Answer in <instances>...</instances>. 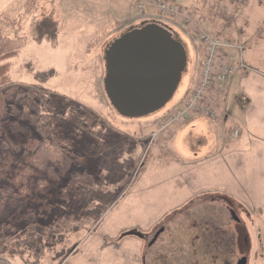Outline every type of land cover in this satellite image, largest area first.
I'll return each mask as SVG.
<instances>
[{
    "label": "rangeland",
    "instance_id": "obj_1",
    "mask_svg": "<svg viewBox=\"0 0 264 264\" xmlns=\"http://www.w3.org/2000/svg\"><path fill=\"white\" fill-rule=\"evenodd\" d=\"M162 3L172 6V15L160 11ZM260 15L264 17V0H0V19L15 20L8 25L0 20L4 37L23 39L18 51L0 63L10 66L11 84L19 86L8 100L0 126L16 148L34 138L38 148L46 142L53 150L62 149L66 158L65 173L47 181L46 194L25 210L31 218L1 221L0 244L8 248L2 257L19 258L16 263L24 264H82L85 255L87 264H93L107 253L95 248L99 241L91 249L97 235H115L126 224L137 223L143 228L155 224L139 255L144 259L140 264H153V253L164 248L170 223L177 218L181 231L175 234L178 245L172 242L177 250L175 264H235L242 257L247 264H264V240L258 239L264 237V225L219 193H199L181 205L190 191L183 175L171 171L177 153L169 140L173 128L166 130L164 145L158 136L153 138L160 128L157 121L183 102L201 76L205 49L194 23L200 20L213 35L237 41L246 27L262 23ZM45 18L56 22L55 40L37 38L35 27ZM146 21L177 34L187 47L188 64L175 95L162 109L126 118L105 92V52L115 38ZM190 73L195 76L187 77ZM45 117L60 121L61 134L69 139L65 148L55 138L56 125L51 128L55 133L42 141L38 123ZM188 138H181V146L189 155L202 142L212 141L199 130ZM17 164L21 166L22 160L17 159ZM74 175L88 177L92 184L72 187ZM177 205L181 206L176 209ZM161 227L166 230L150 246ZM185 243L188 251L181 248ZM124 261L128 264L126 255Z\"/></svg>",
    "mask_w": 264,
    "mask_h": 264
},
{
    "label": "crops",
    "instance_id": "obj_2",
    "mask_svg": "<svg viewBox=\"0 0 264 264\" xmlns=\"http://www.w3.org/2000/svg\"><path fill=\"white\" fill-rule=\"evenodd\" d=\"M261 17L263 16L260 15L259 21L263 20L262 23L255 24L254 27H246L242 37H235L244 45L245 65L239 68L230 82L229 89L216 99L218 120L212 121L206 117L189 115L185 121L170 127L173 131L170 133L169 140L177 152L171 171L173 172L174 169L175 175H183L190 191V195L183 200L181 205L199 193H219L243 209H247L251 216L254 215L255 222L259 221L264 225V17ZM190 75L195 76L190 73L187 77ZM198 79L196 78L193 86L197 84ZM161 119L156 123L158 126ZM198 130L208 140L212 138V141L206 144L202 142L201 145L195 147L194 151L197 152L186 154V150L181 146V138L186 135V139H189L188 135ZM167 131L158 136L161 145H164L169 136L165 133ZM235 131H238L236 136ZM225 218L223 216L224 221ZM177 221L176 218L170 223L172 229L164 240V248L153 253V260L150 259L153 264H175L177 250L173 246L178 245L177 241H179L175 238V234L181 231L176 227ZM153 226L143 228L136 223L128 227L126 224L118 229L115 235H97L91 243V249L93 244L99 241L95 248L107 253L103 257L101 254L94 259L93 264H118L119 256L121 264H127L124 261L125 255L128 258V264L131 258L134 264L135 261H137L136 264H140L144 259L143 257L139 259V255H142ZM185 229L188 231L187 225ZM125 231H139L138 233H142V236L130 233L120 238ZM191 238L190 248L193 247ZM258 239L264 240V237L261 235ZM173 241H175L174 245H172ZM182 245V250L189 248L186 243ZM122 250H126L127 254H124ZM133 253L137 255L132 257ZM81 256L82 264H87L85 255ZM17 259L19 258L0 257V264H24L16 263Z\"/></svg>",
    "mask_w": 264,
    "mask_h": 264
},
{
    "label": "water",
    "instance_id": "obj_3",
    "mask_svg": "<svg viewBox=\"0 0 264 264\" xmlns=\"http://www.w3.org/2000/svg\"><path fill=\"white\" fill-rule=\"evenodd\" d=\"M187 64V48L172 30L156 22L133 27L115 38L105 52V92L121 116H147L172 99ZM164 230L155 233L150 246ZM238 264H247V258Z\"/></svg>",
    "mask_w": 264,
    "mask_h": 264
},
{
    "label": "trees",
    "instance_id": "obj_4",
    "mask_svg": "<svg viewBox=\"0 0 264 264\" xmlns=\"http://www.w3.org/2000/svg\"><path fill=\"white\" fill-rule=\"evenodd\" d=\"M0 20L5 25L15 23V20L4 19L3 17ZM17 23L18 21L15 26ZM35 33L38 39L46 37L55 40L57 38L56 22L51 18H45L35 27ZM22 43L21 36L5 38L0 30V63L17 52ZM9 68L10 66L7 64H0L1 120L6 117L5 108L9 98L19 89V86L11 84L8 76ZM45 119V121L38 123V132L45 137L42 138V141H46L49 136L55 133L51 132V128L56 125L55 131L58 133H56L55 138L65 148L69 139L61 134L60 121L54 120L51 122L49 117H45ZM43 122L46 123L41 126ZM38 146L37 141L31 138L25 146L14 147L8 142L5 130L0 126V223L3 220L13 223L23 218H31L30 212L24 214L25 210L30 204L36 202L39 197L41 198L42 195L46 194L48 190L47 181L62 176L66 171V158L62 149L53 150V147L46 142H42L39 148ZM17 159L22 160L21 166L17 164ZM81 184L90 186L92 182L90 178H83L79 175H74L71 178L70 186L78 187ZM130 233H133V231L125 232L123 236ZM7 250V245L0 244V257L4 256L8 252Z\"/></svg>",
    "mask_w": 264,
    "mask_h": 264
},
{
    "label": "built area",
    "instance_id": "obj_5",
    "mask_svg": "<svg viewBox=\"0 0 264 264\" xmlns=\"http://www.w3.org/2000/svg\"><path fill=\"white\" fill-rule=\"evenodd\" d=\"M171 8L172 6L169 7L167 3L160 5V11H166L172 15ZM191 20L187 18L186 21L191 23ZM199 21H196L194 25L205 49L201 76L197 84L188 91L183 102L162 120L159 125L160 128L153 133V138L180 123L183 118H187L190 114L217 121L215 98L227 91L230 82L236 75L235 73L243 67L244 45L233 39L213 35ZM237 134L238 131H235L234 135Z\"/></svg>",
    "mask_w": 264,
    "mask_h": 264
},
{
    "label": "flooded vegetation",
    "instance_id": "obj_6",
    "mask_svg": "<svg viewBox=\"0 0 264 264\" xmlns=\"http://www.w3.org/2000/svg\"><path fill=\"white\" fill-rule=\"evenodd\" d=\"M229 210L232 211L230 208H229ZM234 220H235V219H234ZM236 221H237V220H236ZM239 222H240V221H239ZM218 227H219V226H218ZM161 228H163V227H161ZM164 228H165V227H164ZM207 228H208V227H207ZM219 228H221V227H219ZM234 232H235V231H234ZM235 234H236V232H235V233H232V234H230V235H231V236H234ZM222 235H223V233L221 234L220 231L217 233V236H219V238H220V239H217V243H218V244H220V242H221V240H222V238H223ZM218 240H219V241H218ZM219 248H220V246H219ZM230 249H231V248H230ZM219 250H222V248H220ZM231 250L234 251V250H235L234 247H233ZM223 251L225 252V249H223ZM224 254H225V253H224ZM242 258H244V257H242ZM242 258H241V259H242ZM241 259H238L237 262H236L235 264H238L239 261H240ZM247 261H248V260H247Z\"/></svg>",
    "mask_w": 264,
    "mask_h": 264
}]
</instances>
